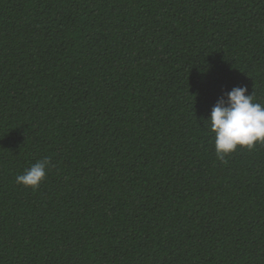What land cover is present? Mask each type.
Masks as SVG:
<instances>
[{
  "label": "trees",
  "instance_id": "trees-1",
  "mask_svg": "<svg viewBox=\"0 0 264 264\" xmlns=\"http://www.w3.org/2000/svg\"><path fill=\"white\" fill-rule=\"evenodd\" d=\"M235 86L264 0H0V264H264V143L204 126Z\"/></svg>",
  "mask_w": 264,
  "mask_h": 264
},
{
  "label": "clouds",
  "instance_id": "clouds-1",
  "mask_svg": "<svg viewBox=\"0 0 264 264\" xmlns=\"http://www.w3.org/2000/svg\"><path fill=\"white\" fill-rule=\"evenodd\" d=\"M204 126L214 134L216 158L226 162L225 157L238 147L251 150L264 143V104L255 101L253 92L248 94L247 86H235L217 99ZM50 165L47 157L37 160L17 175L16 183L37 189Z\"/></svg>",
  "mask_w": 264,
  "mask_h": 264
}]
</instances>
